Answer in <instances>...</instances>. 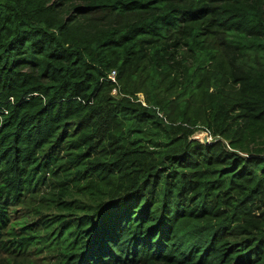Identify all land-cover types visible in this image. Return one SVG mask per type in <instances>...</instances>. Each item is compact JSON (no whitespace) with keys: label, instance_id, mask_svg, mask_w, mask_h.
<instances>
[{"label":"trees","instance_id":"obj_1","mask_svg":"<svg viewBox=\"0 0 264 264\" xmlns=\"http://www.w3.org/2000/svg\"><path fill=\"white\" fill-rule=\"evenodd\" d=\"M0 264H264V0H0Z\"/></svg>","mask_w":264,"mask_h":264},{"label":"rangeland","instance_id":"obj_2","mask_svg":"<svg viewBox=\"0 0 264 264\" xmlns=\"http://www.w3.org/2000/svg\"><path fill=\"white\" fill-rule=\"evenodd\" d=\"M139 96V98L141 99V100H143V97L141 96V95H138ZM194 139H198L200 142H204V140H206L207 142H209L210 141V138L206 135V134H204V133H198V134H196L195 136H194ZM31 204H37V202H35V203H31Z\"/></svg>","mask_w":264,"mask_h":264},{"label":"water","instance_id":"obj_3","mask_svg":"<svg viewBox=\"0 0 264 264\" xmlns=\"http://www.w3.org/2000/svg\"><path fill=\"white\" fill-rule=\"evenodd\" d=\"M202 143L205 144V145L209 144V142H207L206 140H204V142H202Z\"/></svg>","mask_w":264,"mask_h":264}]
</instances>
